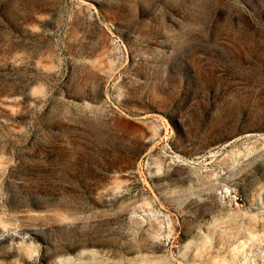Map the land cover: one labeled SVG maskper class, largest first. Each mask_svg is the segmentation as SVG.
Masks as SVG:
<instances>
[{"label":"rangeland","instance_id":"1","mask_svg":"<svg viewBox=\"0 0 264 264\" xmlns=\"http://www.w3.org/2000/svg\"><path fill=\"white\" fill-rule=\"evenodd\" d=\"M264 264V0H0V264Z\"/></svg>","mask_w":264,"mask_h":264},{"label":"bare ground","instance_id":"2","mask_svg":"<svg viewBox=\"0 0 264 264\" xmlns=\"http://www.w3.org/2000/svg\"><path fill=\"white\" fill-rule=\"evenodd\" d=\"M60 264H62V263H60Z\"/></svg>","mask_w":264,"mask_h":264}]
</instances>
